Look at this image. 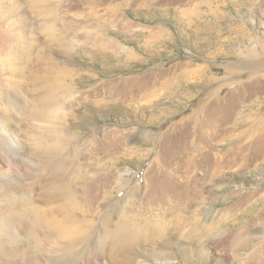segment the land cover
<instances>
[{
  "label": "rangeland",
  "instance_id": "rangeland-1",
  "mask_svg": "<svg viewBox=\"0 0 264 264\" xmlns=\"http://www.w3.org/2000/svg\"><path fill=\"white\" fill-rule=\"evenodd\" d=\"M263 49L264 0H0V100L23 82L22 130L67 135L57 168L106 180L91 185L105 187L94 236L119 237L101 264H264V235L251 237L264 225ZM9 204L0 194V226L24 220ZM28 235L35 264H50L37 230H0V264H27L7 248Z\"/></svg>",
  "mask_w": 264,
  "mask_h": 264
},
{
  "label": "bare ground",
  "instance_id": "bare-ground-1",
  "mask_svg": "<svg viewBox=\"0 0 264 264\" xmlns=\"http://www.w3.org/2000/svg\"><path fill=\"white\" fill-rule=\"evenodd\" d=\"M40 1L44 2L45 0ZM1 66L5 68V63H1ZM6 66H8V63ZM20 75H18V78L23 81L24 79ZM13 82L9 95L2 96L3 98L0 100V146L3 147V152L7 153L10 156L9 158L15 161L14 163L20 160L23 164L21 167H27L33 173L38 167L42 170L35 174L36 176L34 177L33 173L26 175L25 180L30 182L28 184L17 182L11 172L4 168L5 161L0 158V194L8 196L11 208L14 206V210L25 212L24 220L18 222L16 219H12L13 217L7 216L8 218L1 224L0 230H2L4 237L10 236V240H12V235L15 232L21 235L22 231L27 233H32L35 230L40 232L47 231V246L51 249L50 254L47 252V259L49 258L50 264H59L55 259L63 254H65V264H101L102 255L106 253L110 255L113 248L112 242L115 243L119 237L117 232L110 234L109 242L111 244L104 247L97 244L98 241L94 236L93 230L96 229L94 223L97 219L94 205L105 187L102 182H99L100 190H98L99 194H96L91 185L95 180L101 181L105 179L91 178L88 176L89 174L80 173L74 168H71L69 174H74L76 178H70L65 172L57 168V165L63 160L61 157L62 153L58 151L64 145L63 140L68 136L55 133L53 137L47 138V129H41L36 133L32 131L24 132L20 122L22 116L20 109L22 106H25L24 108L26 109L28 105L23 102V82ZM25 94L28 93L25 92ZM39 105H41L42 110L47 109V92L40 98ZM141 135L142 137L144 135V137L137 138L139 141L135 140L136 144H142L148 140L150 142L154 141L150 132ZM20 150L23 152H20ZM47 161L50 164L49 169H47ZM38 164H41V166H38ZM47 172L49 173L48 177ZM126 183L127 178H121L118 191L122 190ZM183 184L186 183L184 182ZM190 186L192 185L190 184ZM35 190L38 191L36 193L37 200L44 205V210L36 206V204L34 205L35 199L32 194ZM105 195L106 191H104L102 197H105ZM9 218L13 222H10L11 219ZM14 223L17 224L16 231L12 229ZM101 223L104 224V221ZM144 230H147V226L137 227L138 232H144ZM263 235L264 225L257 228L251 234V237L256 236L254 239L259 240ZM221 236L219 235V237ZM200 240H203L202 242L206 245V239ZM200 240L198 241L199 245L202 243ZM122 243L125 245L124 248L131 246L130 243ZM213 246L216 247L217 245ZM243 246L247 248L249 240L243 243ZM53 248L55 252L52 251ZM115 249L117 254L124 251L119 244H116ZM7 250L10 251L8 255L15 261L35 264L34 242L29 238V235L25 236V239L21 238L20 241H12L11 248L8 246ZM87 257H89L88 261ZM107 264H124V261L110 259Z\"/></svg>",
  "mask_w": 264,
  "mask_h": 264
}]
</instances>
